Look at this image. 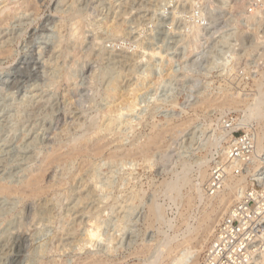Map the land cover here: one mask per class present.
Here are the masks:
<instances>
[{
	"label": "rangeland",
	"instance_id": "1",
	"mask_svg": "<svg viewBox=\"0 0 264 264\" xmlns=\"http://www.w3.org/2000/svg\"><path fill=\"white\" fill-rule=\"evenodd\" d=\"M26 1L0 0V186L13 189L0 194V264H148L175 234L157 264H199L228 211L193 186L233 131L256 133L236 126L264 74V0ZM77 148L88 154L61 156L42 194L22 193L49 154Z\"/></svg>",
	"mask_w": 264,
	"mask_h": 264
},
{
	"label": "built area",
	"instance_id": "2",
	"mask_svg": "<svg viewBox=\"0 0 264 264\" xmlns=\"http://www.w3.org/2000/svg\"><path fill=\"white\" fill-rule=\"evenodd\" d=\"M224 127L230 131L233 122L226 120ZM229 139L227 163L221 158L213 163L206 192L218 195L229 176L245 177V182L238 186L237 200L217 224L199 264H264V151L259 153L252 129L235 130Z\"/></svg>",
	"mask_w": 264,
	"mask_h": 264
},
{
	"label": "bare ground",
	"instance_id": "3",
	"mask_svg": "<svg viewBox=\"0 0 264 264\" xmlns=\"http://www.w3.org/2000/svg\"><path fill=\"white\" fill-rule=\"evenodd\" d=\"M26 2H28V0L26 1ZM29 3V2H28ZM33 3V2H32ZM31 6V5H30ZM29 8V7H28ZM8 18V17H7ZM6 18V19H7ZM10 20H11V18H10ZM2 23V22H1ZM107 28V27H106ZM112 29H113V27H111ZM115 28V27H114ZM117 28V27H116ZM111 32V31H110ZM98 39V38H97ZM1 54H3V56L5 55L4 53H0V56H1ZM34 65V64H33ZM35 72V71H34ZM24 73H26V72H24ZM19 78V77H18ZM19 82V81H18ZM16 85V84H15ZM258 89H257V91H256V93H255V95H254V97L253 98H248V99H243L242 101L244 102V104H243V109H242V114H243V116H242V118H240L239 119V123H238V126H236V128L238 129L240 126H242V125H245V124H249L250 122H252V123H254V125L255 126H257L256 128H257V130H256V137H257V142H258V151H259V153H261V152H263L264 151V74H262V76H261V78H260V80L258 81ZM111 92V91H110ZM113 98V97H112ZM121 99V98H120ZM119 99V100H120ZM208 100V99H207ZM206 100V101H207ZM123 101V100H122ZM125 101V100H124ZM241 101V102H242ZM127 103L126 104H124L125 105V108H133L135 105H134V103H133V106H129L128 105V103H129V101H126ZM215 101H207V103H206V106H211V104H213ZM232 102V101H231ZM124 103V102H123ZM232 103H235V104H237V103H239L237 100H235V102H232ZM130 104V103H129ZM208 104V105H207ZM123 105V104H122ZM240 105V104H239ZM207 107V108H208ZM136 108V107H135ZM120 109V108H119ZM113 110V109H112ZM131 110V109H130ZM129 110V111H130ZM134 110V109H133ZM114 111H116V110H114ZM120 110H118L116 113H118ZM112 112V111H111ZM120 113H122V111H120ZM113 122V121H112ZM115 122V121H114ZM109 126H110V123H109ZM108 126V127H109ZM113 126V125H112ZM235 128V129H236ZM113 130V129H112ZM234 129H232V130H230V131H228V132H225L224 134H222L223 132L222 131H220V133H221V135L220 136H216L215 137V141H214V144L212 145L213 147H215V148H219L223 143H227V140H228V135L233 131ZM110 131V130H109ZM170 131H171V129H170ZM175 131V130H174ZM216 132V131H215ZM112 133V132H111ZM217 133V132H216ZM163 135H164V133L162 132V133H158V134H156L155 133V135L152 137V138H150L149 139V142H148V144H147V149L148 148H152V147H156V146H158L160 143H161V141H162V139H163ZM218 135V134H217ZM211 138H212V136H211ZM213 138H214V135H213ZM105 139V138H104ZM79 140V139H78ZM86 141V140H85ZM100 142V141H99ZM98 142V143H99ZM94 144H95V142H94ZM81 146V145H80ZM73 147V146H72ZM211 147V146H210ZM102 148H103V146H102ZM101 147H98V148H94L95 150H94V153L95 154H93V155H99V154H101L102 152H103V149H102ZM223 148V147H222ZM225 148V147H224ZM83 148H81V149H79V148H77V149H71V150H73V151H70V152H68V153H65V154H61V155H55L54 156V153L56 152L55 150H54V152L52 153V155H50L49 154V157H47L48 159H46L45 161H46V165H45V167H43L44 169H41L40 171V174H38L37 176H33V177H31L29 180H28V182H27V190L25 191V190H21L22 191V193L24 194V195H26V196H28V197H31V196H36V195H40V194H42L43 193V188H41V184H42V182H43V180L46 178V176H47V174H48V171H49V168H51L54 164L56 165V163L58 162L59 163V159H60V157L61 156H67V159H71V160H73L74 158H76V157H80V156H83L84 154H88V149L86 148H84L83 150H82ZM57 150V149H56ZM90 150H91V148H90ZM93 150V149H92ZM146 150V149H145ZM144 150V151H145ZM149 150H151V149H149ZM149 150H148V152H149ZM153 150V149H152ZM225 150V149H224ZM60 151V150H59ZM144 151H142V152H144ZM90 153H91V151H89ZM148 152H144L145 154H147ZM213 153V152H212ZM92 154V153H91ZM142 154V153H141ZM145 156V155H144ZM149 156V155H148ZM98 157V156H97ZM225 158V155L223 156V162L224 163H227L226 162V158ZM122 159V158H121ZM44 161V160H43ZM61 161V160H60ZM63 161V160H62ZM73 161H75V160H73ZM203 161V160H202ZM201 161V162H202ZM200 162V163H201ZM211 161H210V159H206L205 161H204V163H203V165L205 164V170H202L201 172H200V174H201V183L199 184V185H196L195 184V187L193 186V189L195 188V191L197 192V198L200 200V203H201V201H203V200H205V198L206 199H217V200H219V203H220V205H222L223 206V209L221 210V213H220V215L218 216V218L220 217H222V216H224L225 215V213H226V211H228V209L230 208V206L232 205V204H234V202H235V200L237 199V197H236V191H237V188H238V186L241 184V183H244L245 182V177H241V178H235V177H228L227 179H226V181H225V184H224V189L218 194V195H216V196H210V195H208V193L207 192H205L206 191V189L204 190V188L202 187V184L203 183H206L207 181H208V179H209V177H210V168H209V163H210ZM72 163V162H71ZM43 164V163H42ZM41 164V165H42ZM64 164V163H63ZM202 164V163H201ZM203 165H201V166H203ZM54 167V166H53ZM42 168V167H41ZM188 169V168H187ZM228 170V174L229 175H231V173L229 172V170L230 169H227ZM39 172V171H38ZM198 173H199V171H198ZM31 175V174H30ZM34 175V174H33ZM32 176V175H31ZM178 177H180V176H178ZM190 178V177H189ZM74 179V178H73ZM178 179V178H177ZM27 180V179H26ZM180 180L182 181V183L180 182ZM180 180H178L179 181V183H178V181H177V183H175L174 185L172 184L171 186H169L170 188H171V190H170V192L172 193V192H174V191H178V187H181V186H185L186 184H188V181H187V177H186V172H185V175H184V178H182V179H180ZM25 182V181H24ZM174 182V181H173ZM198 184V183H197ZM192 185H194V184H192ZM25 189V188H24ZM15 190V189H14ZM169 190V189H168ZM12 191H13V189L11 190L10 188H8V187H5V186H0V194H9V193H12ZM178 193V192H177ZM14 194H15V191H14ZM207 194V195H206ZM172 196V195H171ZM196 196V195H195ZM176 200V199H175ZM196 200V199H195ZM176 202V201H175ZM155 204V203H154ZM158 206V205H157ZM152 207L150 210L152 211V210H156V208H158V207ZM56 207V206H55ZM159 209H160V205H159ZM154 210V211H155ZM50 211V210H49ZM150 211V212H151ZM154 211H152L151 213H154ZM157 211V210H156ZM155 211V212H156ZM45 212V211H44ZM158 212V214H159V212H160V214L159 215H161V211H157ZM157 212H156V214H157ZM43 214V213H42ZM50 214V213H49ZM48 214V215H49ZM155 214V213H154ZM154 214H152V215H154ZM157 214V215H158ZM158 215V217H160ZM207 215V214H206ZM157 217V216H156ZM157 217V218H158ZM162 217V216H161ZM205 217H207V216H205ZM156 218V219H157ZM208 218H209V216H208ZM218 218L214 221V222H212L213 223V225L211 226V229H210V231L208 232V233H211L212 231H213V229H214V226L216 225V223H217V220H218ZM207 219V218H206ZM205 219V220H206ZM204 220V221H205ZM166 224H168V227L169 228H171L172 227V221H169V222H167ZM94 227H95V225H94ZM188 229H189V227H188ZM188 229H187V231H188ZM90 232V231H89ZM188 232H190V231H188ZM187 232V233H188ZM98 233V232H97ZM96 231H91L90 232V236H91V238H93V240H94V238H96ZM192 233V232H191ZM161 234H163V233H161ZM178 235V234H177ZM176 234L172 237L171 235L169 236V235H167L166 237H165V239H163V240H161L160 242H159V245L157 246V252H156V256H155V259H153L154 261L153 262H150V263H148V264H157L158 263V261L159 260H162L163 259V257L165 256V255H167V254H170L172 251H174V250H176V249H174L173 250V246H172V243H173V241H175L176 239H177V236ZM177 236V237H176ZM211 236V235H210ZM91 241V240H90ZM15 242V241H14ZM185 243H187L185 240H184V242H182V243H178V245H177V247H175V248H180V247H182V246H184V244ZM23 246V245H22ZM19 249V248H18ZM153 249V248H152ZM195 250H193V256H195L194 254H197V255H199V253H201V251H202V249H203V245L201 244L199 247H197V248H194ZM155 254V253H154ZM152 255V254H151ZM154 256V255H153ZM165 258V257H164ZM152 259V258H151ZM197 260V259H196ZM195 262H197V261H195Z\"/></svg>",
	"mask_w": 264,
	"mask_h": 264
}]
</instances>
